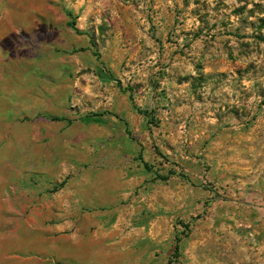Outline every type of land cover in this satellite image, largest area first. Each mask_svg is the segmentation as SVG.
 I'll return each instance as SVG.
<instances>
[{
    "label": "rangeland",
    "instance_id": "obj_1",
    "mask_svg": "<svg viewBox=\"0 0 264 264\" xmlns=\"http://www.w3.org/2000/svg\"><path fill=\"white\" fill-rule=\"evenodd\" d=\"M42 9L15 49L53 92L30 118H64V133L143 172L144 264H264V0ZM92 114L103 123L79 121Z\"/></svg>",
    "mask_w": 264,
    "mask_h": 264
},
{
    "label": "crops",
    "instance_id": "obj_2",
    "mask_svg": "<svg viewBox=\"0 0 264 264\" xmlns=\"http://www.w3.org/2000/svg\"><path fill=\"white\" fill-rule=\"evenodd\" d=\"M46 3L0 0V264H144L143 172L97 154L95 135L30 118L53 92L34 86L15 49Z\"/></svg>",
    "mask_w": 264,
    "mask_h": 264
},
{
    "label": "trees",
    "instance_id": "obj_3",
    "mask_svg": "<svg viewBox=\"0 0 264 264\" xmlns=\"http://www.w3.org/2000/svg\"><path fill=\"white\" fill-rule=\"evenodd\" d=\"M101 74V73H100ZM123 91L125 92L126 90L123 89ZM129 100L131 101L132 99L130 98L129 96ZM140 113L146 115V113L140 111ZM101 118V115H97V114H92V115H86L84 117H81L79 119L80 122L82 123H85V124H102L103 121ZM115 118H117V116H115ZM51 121H66V119L64 118H57V117H53V118H50ZM126 123H124V126L126 127ZM125 133L127 135H129V131L125 128ZM63 183H61L60 185H57L55 187H53L52 191L51 192H55L57 189H59L61 186H62Z\"/></svg>",
    "mask_w": 264,
    "mask_h": 264
}]
</instances>
